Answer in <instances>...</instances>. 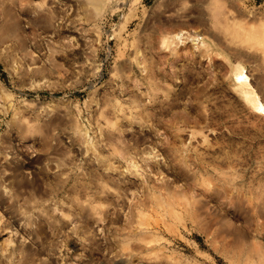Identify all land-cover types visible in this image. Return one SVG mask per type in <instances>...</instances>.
I'll use <instances>...</instances> for the list:
<instances>
[{"label":"rangeland","instance_id":"374dc122","mask_svg":"<svg viewBox=\"0 0 264 264\" xmlns=\"http://www.w3.org/2000/svg\"><path fill=\"white\" fill-rule=\"evenodd\" d=\"M254 96L264 0H0V264H264Z\"/></svg>","mask_w":264,"mask_h":264},{"label":"bare ground","instance_id":"6f19581e","mask_svg":"<svg viewBox=\"0 0 264 264\" xmlns=\"http://www.w3.org/2000/svg\"><path fill=\"white\" fill-rule=\"evenodd\" d=\"M179 34H174V37L175 36H178ZM179 37V36H178ZM181 38V37H180ZM138 48V47H137ZM136 50V49H135ZM137 51V50H136ZM135 51V52H136ZM137 52H139V50L137 51ZM134 54V53H133ZM135 55V54H134ZM137 56H138V54H136ZM137 60V59H136ZM138 61V60H137ZM235 76H236V78H237V80H239V82L240 83H247V76L243 73V71L241 70V71H237L236 73H235ZM104 98V97H103ZM106 98H108V96L106 97ZM91 99H93V97L91 98ZM95 100V99H94ZM103 101H105L104 99H102ZM108 100V99H107ZM251 100H253V106H254V108L255 109H259L258 111H263L264 112V110H262V109H264V105H263V103H261L260 101H259V99H258V97H255L254 96V98H252ZM93 101V100H92ZM91 101V102H92ZM106 102V101H105ZM110 104V103H109ZM114 104V103H113ZM116 104V103H115ZM114 104V105H115ZM112 105V103L110 104V106ZM107 110H108V108H107ZM121 111H123L124 112V108H123V106L120 104L119 105V103H118V105L116 106H111L110 107V109H109V111H107V112H109V116L110 115H112V114H114V115H117L118 113V115H122V113H120ZM131 110H129L128 112H130ZM106 112V111H105ZM102 113H103V111H102ZM111 113V114H110ZM106 115V114H105ZM103 116V115H102ZM129 116V115H128ZM135 116V115H134ZM134 116H132L133 118H134ZM110 117H112V116H110ZM115 117H117V116H115ZM119 117V116H118ZM123 117H127V116H122L121 117V119L120 120H122V118ZM138 116H136V118H137ZM142 117V116H141ZM104 118H106V117H104ZM133 118H132V120L131 121H133ZM136 118H134V120H137ZM124 119V118H123ZM141 119H143V118H141ZM115 120V119H114ZM119 120V121H120ZM115 121H117V120H115ZM119 121H117V122H119ZM124 121H126V120H124ZM129 121V120H128ZM112 122V121H111ZM114 122V121H113ZM115 123V122H114ZM52 146V145H51ZM121 153V154H120ZM124 154V152L123 151H120L119 152V154L120 155H123ZM124 156V155H123ZM104 161V160H103ZM102 160H101V162L103 163V165L106 163L105 161L103 162ZM100 162V161H99ZM99 165H100V163H99ZM107 165H108V163H107ZM136 167V166H135ZM137 168V167H136ZM140 174H142V173H140ZM143 180H144V178H143ZM145 181V180H144ZM147 181V180H146Z\"/></svg>","mask_w":264,"mask_h":264},{"label":"snow or ice","instance_id":"6c2138e0","mask_svg":"<svg viewBox=\"0 0 264 264\" xmlns=\"http://www.w3.org/2000/svg\"><path fill=\"white\" fill-rule=\"evenodd\" d=\"M262 110H264V109H262Z\"/></svg>","mask_w":264,"mask_h":264}]
</instances>
